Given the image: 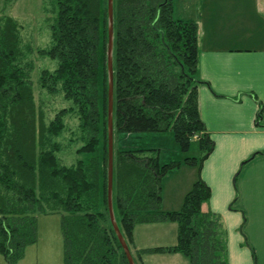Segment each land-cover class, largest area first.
Instances as JSON below:
<instances>
[{
    "label": "trees",
    "instance_id": "obj_1",
    "mask_svg": "<svg viewBox=\"0 0 264 264\" xmlns=\"http://www.w3.org/2000/svg\"><path fill=\"white\" fill-rule=\"evenodd\" d=\"M56 59L39 82L72 102L49 122L38 110L32 48L14 16L0 12V253L18 264L38 241L39 215L61 214L63 264H130L108 206V0H52ZM114 183L117 222L136 264L148 253H181L190 264H227L221 216L203 210L211 188L200 175L215 143L199 108V24L174 17L173 0H114ZM77 116L80 155L60 160L65 117ZM172 131L183 151L193 139L198 177L181 209L163 208V178L181 166L162 164L155 148L121 149L116 136ZM177 223V243L138 249L134 229L142 223Z\"/></svg>",
    "mask_w": 264,
    "mask_h": 264
},
{
    "label": "crops",
    "instance_id": "obj_2",
    "mask_svg": "<svg viewBox=\"0 0 264 264\" xmlns=\"http://www.w3.org/2000/svg\"><path fill=\"white\" fill-rule=\"evenodd\" d=\"M174 17L199 24V108L215 143L203 210L221 216L227 264H264V0H174Z\"/></svg>",
    "mask_w": 264,
    "mask_h": 264
},
{
    "label": "rangeland",
    "instance_id": "obj_3",
    "mask_svg": "<svg viewBox=\"0 0 264 264\" xmlns=\"http://www.w3.org/2000/svg\"><path fill=\"white\" fill-rule=\"evenodd\" d=\"M0 12L19 20L24 41L32 48V80L36 102L38 110L44 111L45 120L49 122L62 108L72 105L62 94H50L41 89L39 82L44 69L54 70L58 64L56 59L40 52L52 45L51 24L57 15L56 5L52 0H0ZM65 121L67 129L56 138L62 146L58 156L62 163L73 165L78 159H87L88 156L80 155L77 151L81 146V142L76 140L79 124L77 116L68 114ZM116 145L129 150L158 149L162 164L173 160L181 161L180 167L171 169L163 178V207L182 208L185 194L192 188L198 174V166L188 165L185 160L193 156L199 158L198 139L192 140L187 152L181 149L172 131L122 133L116 136ZM136 226L134 241L139 249L177 243L176 222L142 223ZM37 229L38 241L27 247L24 258L18 264H63L61 214L39 215ZM143 261L144 264H190L189 258L181 253H148L143 256ZM0 264H8L1 253Z\"/></svg>",
    "mask_w": 264,
    "mask_h": 264
},
{
    "label": "water",
    "instance_id": "obj_4",
    "mask_svg": "<svg viewBox=\"0 0 264 264\" xmlns=\"http://www.w3.org/2000/svg\"><path fill=\"white\" fill-rule=\"evenodd\" d=\"M108 14H109V38H108V78H109V90H108V206L112 225L119 238V241L127 255L130 264H136L131 249L121 232L120 226L117 222L114 203H113V183H114V62H113V50H114V0H108Z\"/></svg>",
    "mask_w": 264,
    "mask_h": 264
}]
</instances>
